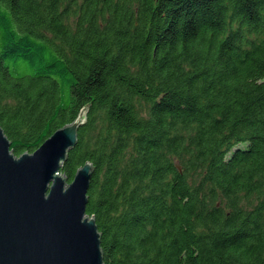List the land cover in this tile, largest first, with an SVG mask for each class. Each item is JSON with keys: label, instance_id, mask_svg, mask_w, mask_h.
<instances>
[{"label": "trees", "instance_id": "16d2710c", "mask_svg": "<svg viewBox=\"0 0 264 264\" xmlns=\"http://www.w3.org/2000/svg\"><path fill=\"white\" fill-rule=\"evenodd\" d=\"M84 109L104 264H264V0H0L11 150Z\"/></svg>", "mask_w": 264, "mask_h": 264}, {"label": "water", "instance_id": "95a60500", "mask_svg": "<svg viewBox=\"0 0 264 264\" xmlns=\"http://www.w3.org/2000/svg\"><path fill=\"white\" fill-rule=\"evenodd\" d=\"M86 116L84 109L19 156L0 126V264H104L102 235L86 209L93 165L71 182L61 172Z\"/></svg>", "mask_w": 264, "mask_h": 264}, {"label": "rangeland", "instance_id": "374dc122", "mask_svg": "<svg viewBox=\"0 0 264 264\" xmlns=\"http://www.w3.org/2000/svg\"><path fill=\"white\" fill-rule=\"evenodd\" d=\"M165 100L168 103H171V104L178 103V104L183 105V106H190V103H191L190 99L179 100L174 95L165 96Z\"/></svg>", "mask_w": 264, "mask_h": 264}]
</instances>
